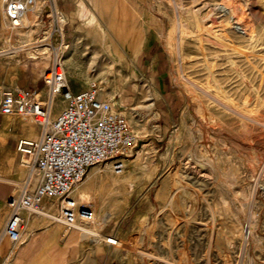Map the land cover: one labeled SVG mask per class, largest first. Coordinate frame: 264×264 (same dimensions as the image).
<instances>
[{
	"label": "rangeland",
	"instance_id": "1",
	"mask_svg": "<svg viewBox=\"0 0 264 264\" xmlns=\"http://www.w3.org/2000/svg\"><path fill=\"white\" fill-rule=\"evenodd\" d=\"M40 1L13 28L0 0V96L10 86L45 94L43 74L53 56L39 39L57 29L58 15L68 86L80 85L78 92L99 81L101 98L122 113L137 142L122 172L110 163L88 169L77 188L91 182V202L71 193L94 214L76 225L94 235L24 213L23 229L40 235L9 244L4 258L14 264H264V0ZM142 13L154 19L165 79L178 99L176 121L165 134L152 79L134 74L147 29ZM91 14L120 57L89 24ZM55 106L57 112L59 99ZM10 167L20 168L0 143L3 200L26 175L20 168L19 179H10ZM113 197L120 208L101 206V198ZM51 205L44 202L43 209Z\"/></svg>",
	"mask_w": 264,
	"mask_h": 264
},
{
	"label": "built area",
	"instance_id": "2",
	"mask_svg": "<svg viewBox=\"0 0 264 264\" xmlns=\"http://www.w3.org/2000/svg\"><path fill=\"white\" fill-rule=\"evenodd\" d=\"M2 6L6 21L17 28L27 12L43 5L40 0H2ZM60 20L57 15V29L53 25L39 39L53 56L43 74L45 94L10 86L0 96V117L32 118L38 126L37 137L16 141L19 164L26 175L5 200L8 215L0 239L6 237L10 243L20 241L24 213L42 214L43 202L55 207L54 219L67 230L77 221L90 222L93 211L88 205L77 204L71 194L74 187L93 165L110 163L115 173L122 172L137 142V134L122 113L110 100L101 98L99 81L89 82L78 92L69 89L62 62L66 44ZM57 99L61 107L54 112Z\"/></svg>",
	"mask_w": 264,
	"mask_h": 264
},
{
	"label": "crops",
	"instance_id": "3",
	"mask_svg": "<svg viewBox=\"0 0 264 264\" xmlns=\"http://www.w3.org/2000/svg\"><path fill=\"white\" fill-rule=\"evenodd\" d=\"M143 16V13H142ZM143 24L147 29L143 30L142 35V49L140 55V60L142 61L141 66L134 68V74L139 73L141 76L148 77L149 81L152 79V84L149 83V90L155 92V104L156 112L159 119V132L165 134L168 129L175 123L176 112L178 110V99L175 91L171 89V86L166 81L165 67L163 65L164 56L159 50L160 42L157 40L156 31L153 28L154 19L151 15L143 16ZM146 22L148 24H146ZM152 30L154 33H152ZM154 34V35H153ZM140 65V64H139ZM81 86L74 83L69 85L71 91L79 89ZM18 117H0V143L4 145V149L13 154V159L17 158L18 166L22 168L19 164V155L16 152V141L19 138H34L38 135V126L35 124H29L26 122H21ZM11 168V167H10ZM8 169L10 179H19L18 177L23 172L18 167ZM11 187V183L8 184ZM15 185V184H14ZM9 190L6 197L3 200L4 194L0 192V225L2 227L7 219L8 210L5 205V200L9 195ZM3 200V201H2ZM1 227V229H2ZM0 229V230H1ZM31 228L23 229L21 232V237L25 235L35 236L40 235V233H34ZM49 233L56 234L54 230L49 231ZM47 236V232L45 233ZM21 239V238H20ZM0 264L5 261V256L8 254V246L10 242L6 237L0 239ZM15 261L9 260L7 264H14Z\"/></svg>",
	"mask_w": 264,
	"mask_h": 264
},
{
	"label": "bare ground",
	"instance_id": "4",
	"mask_svg": "<svg viewBox=\"0 0 264 264\" xmlns=\"http://www.w3.org/2000/svg\"><path fill=\"white\" fill-rule=\"evenodd\" d=\"M83 9V6H80V10H82ZM78 11V15H80V13H82V11ZM91 20H90V22H89V24L90 25H92V24H94L95 23V26L99 29L98 31L99 32H101V34L102 35H104V39H103V44L106 46V48H107V50L109 51V52H111L112 53V55H113V57H115V56H117V57H120V49L118 48V46L116 45V44H114L113 42H111L110 41V39L108 40L106 37H105V31H104V29L99 25V24H97L96 23V21H95V17L91 14ZM112 23V22H111ZM120 29H122L121 27H120ZM111 30V29H110ZM117 31H119V30H117ZM117 34V33H116ZM103 37V36H102ZM121 37V36H120ZM119 37V38H120ZM127 38V37H126ZM114 41V40H113ZM118 41V40H117ZM73 45L75 44V42L73 41V43H72ZM125 44V43H124ZM134 45H136V44H134V43H129V46H130V48H132V49H134ZM37 137V136H36ZM35 138V137H34ZM23 168V167H22ZM25 169V168H24ZM94 173V172H93ZM110 180V179H109ZM106 181H104V183H105ZM117 182H116V180H111V182H110V185H112V186H115V184H116ZM92 183L90 182V183H88V185L87 186H85V187H82V188H77V186H76V188L74 187V195L77 197V198H79L80 200H82V201H85V202H91V200H92V196H91V191H90V189L92 188ZM77 201V200H76ZM100 202H101V206L103 207V208H106V209H108V208H110L111 210H116V209H118V208H120V205H119V203H118V201L116 200V198H111L110 200H105V198H101V200H100ZM77 204L78 205H82V204H79L78 203V201H77ZM44 206V202H43V204H42V209L43 208H45V207H43ZM51 206H53V205H51ZM51 206H47V208L46 209H44V212L42 213V215H44V217H48V218H50V219H54V210H55V208L54 207H51ZM55 220V219H54ZM93 220V219H92ZM91 220V221H92ZM56 221V220H55ZM72 228H75L76 229V231H77V234H80L82 237H86L87 235H94L95 233L93 232V231H91V230H89L88 228H85V227H83V226H81V225H74ZM97 241V240H96ZM104 241H105V243H107V244H112V245H117L118 244V242L114 239V238H111V237H104ZM1 244V243H0ZM11 244V243H10ZM13 244V243H12ZM12 253V252H11ZM10 254V253H9ZM8 261H9V259H8V257H6L5 258V261H4V263L3 264H7L8 263Z\"/></svg>",
	"mask_w": 264,
	"mask_h": 264
}]
</instances>
